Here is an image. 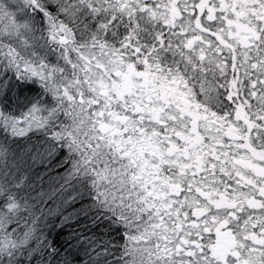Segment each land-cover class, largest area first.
<instances>
[{"label": "snow or ice", "instance_id": "snow-or-ice-1", "mask_svg": "<svg viewBox=\"0 0 264 264\" xmlns=\"http://www.w3.org/2000/svg\"><path fill=\"white\" fill-rule=\"evenodd\" d=\"M0 264H264V0H0Z\"/></svg>", "mask_w": 264, "mask_h": 264}]
</instances>
